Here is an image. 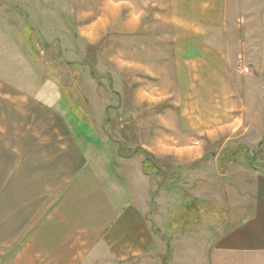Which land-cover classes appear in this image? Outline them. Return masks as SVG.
I'll return each instance as SVG.
<instances>
[{
    "label": "rangeland",
    "instance_id": "rangeland-1",
    "mask_svg": "<svg viewBox=\"0 0 264 264\" xmlns=\"http://www.w3.org/2000/svg\"><path fill=\"white\" fill-rule=\"evenodd\" d=\"M157 1L0 0V79L59 108L117 205L149 211L156 247L133 264H214V249L242 253L244 245L226 243H243L238 231L264 179V0L225 1L211 41L223 49L234 117L202 133L187 127L211 110L196 119L183 114L186 101L148 100L158 87L147 81V97L137 93L143 78L133 47L140 53L157 43L154 27L163 19L150 23ZM142 9L151 36L133 39L126 22ZM172 123L184 128L167 131ZM159 142L167 150L152 148ZM144 151L154 160L145 162ZM237 257L235 264H259Z\"/></svg>",
    "mask_w": 264,
    "mask_h": 264
},
{
    "label": "crops",
    "instance_id": "crops-1",
    "mask_svg": "<svg viewBox=\"0 0 264 264\" xmlns=\"http://www.w3.org/2000/svg\"><path fill=\"white\" fill-rule=\"evenodd\" d=\"M225 1H157L150 21L163 19L154 27L157 43L148 45L142 55L139 45L133 47L132 65L137 77L143 78L137 90L140 96L147 97L141 91L147 81L158 87L148 100L186 101L190 105L183 114L191 110L196 119L200 109L211 110L210 119L201 120V125L191 123L186 133L219 128L221 120L230 125L227 121L234 117L223 49L211 41L223 24ZM159 9L165 17L158 15ZM145 11L138 12L132 24L126 22L133 39L151 36L148 26L141 25ZM182 127L172 123L166 129L180 133ZM159 144L152 148L166 149L167 144ZM86 156L59 108L0 79V264H107L108 260L133 264L134 257L155 249L149 211L140 203L117 205L109 184ZM257 188L255 203L238 231L243 243H226L244 245L242 253L214 249V264H235L238 255L264 264V179L258 180Z\"/></svg>",
    "mask_w": 264,
    "mask_h": 264
},
{
    "label": "trees",
    "instance_id": "trees-1",
    "mask_svg": "<svg viewBox=\"0 0 264 264\" xmlns=\"http://www.w3.org/2000/svg\"><path fill=\"white\" fill-rule=\"evenodd\" d=\"M144 154L146 155V158H145V162L147 161H153L154 160V157L151 153L147 152V151H144Z\"/></svg>",
    "mask_w": 264,
    "mask_h": 264
}]
</instances>
